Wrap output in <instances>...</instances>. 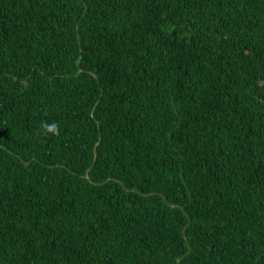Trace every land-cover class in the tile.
<instances>
[{"label":"trees","instance_id":"obj_1","mask_svg":"<svg viewBox=\"0 0 264 264\" xmlns=\"http://www.w3.org/2000/svg\"><path fill=\"white\" fill-rule=\"evenodd\" d=\"M0 264H264V0H0Z\"/></svg>","mask_w":264,"mask_h":264},{"label":"clouds","instance_id":"obj_2","mask_svg":"<svg viewBox=\"0 0 264 264\" xmlns=\"http://www.w3.org/2000/svg\"><path fill=\"white\" fill-rule=\"evenodd\" d=\"M40 134L41 135H58L59 125L55 122L41 121L40 123Z\"/></svg>","mask_w":264,"mask_h":264}]
</instances>
